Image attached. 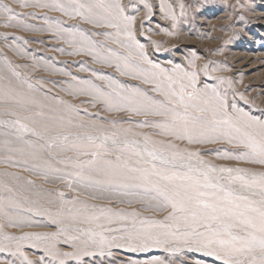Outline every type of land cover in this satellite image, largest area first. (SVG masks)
<instances>
[{"label": "rangeland", "instance_id": "374dc122", "mask_svg": "<svg viewBox=\"0 0 264 264\" xmlns=\"http://www.w3.org/2000/svg\"><path fill=\"white\" fill-rule=\"evenodd\" d=\"M101 3L112 7H94ZM117 63L153 83L121 75ZM152 65L185 85L184 73L196 74L204 115L229 121L206 133L215 143H189L143 126L164 118L109 111L92 91L108 90L112 80L162 98L153 89L160 82L167 90V76L153 77L159 70ZM173 87L179 91L180 84ZM262 126L264 0H0V264H224L184 242L191 216L131 178L139 173L113 179L99 169L117 156L150 168L151 157L135 155L147 135L156 142L148 148L165 158L198 152L217 168H243L258 178L264 164L245 155L241 142L264 143ZM128 128L117 144L99 147L97 137ZM146 236L159 244L144 246Z\"/></svg>", "mask_w": 264, "mask_h": 264}, {"label": "snow or ice", "instance_id": "6c2138e0", "mask_svg": "<svg viewBox=\"0 0 264 264\" xmlns=\"http://www.w3.org/2000/svg\"><path fill=\"white\" fill-rule=\"evenodd\" d=\"M80 7L83 8L85 5ZM94 7L106 9L112 6L101 3ZM115 7L120 8L119 5ZM91 9L92 6H89V11ZM133 23V20H128L129 30L126 36L130 42L129 47L135 43L134 34L131 31ZM108 26L118 27L115 24ZM96 55L101 62L111 66L109 59L100 57L99 53ZM141 58L145 63H151L142 52ZM115 67L121 75H132L133 79L143 78L144 83H153V79L142 76V73H138L136 68L130 67L127 63L123 65V69L120 63H117ZM152 69L159 70L158 73H152L153 77L167 76L169 85L167 90L161 86L160 82H157L153 89L154 92L160 93L162 98H153L138 87L125 88L112 80L106 85L108 90H105V86H92V91L98 99L103 101L109 111L164 118L162 122L151 124L145 119L142 122L143 126L160 128L177 139H187L189 143H215L214 139L204 138L206 133L215 131V125L229 123V121L208 120L204 115L207 108L196 103L200 99L198 90L195 88L196 74L189 75L185 72L184 76L189 81V84L185 85L182 81L174 80L172 76L167 75V70L159 68L158 65H152ZM178 71L180 70L173 69V72ZM176 83L180 84L179 91L173 87ZM188 87L192 88L191 92L186 90ZM227 106V102L221 99L220 107L227 108ZM119 132L127 134L131 133L132 129H120L118 132L114 131L111 136L97 137L96 139L101 140L99 147L103 148L108 140L117 144ZM231 142L229 139V143ZM140 143V141L131 142L134 146ZM155 143L149 136L144 135V146L135 152L138 158H142L144 153L151 157L150 168L130 167L127 161H122L121 157L117 156L115 162L105 161L107 167L99 170L113 179L125 174L139 173L131 178L139 180L144 186L151 187L158 196L168 201L174 211L188 212L192 220V231L184 234L185 243L191 240L198 250L215 256L224 264H264V174L257 178L254 173L247 175L243 168H217L200 158V153L187 150L172 152L170 158H165L157 154L158 150L148 148L149 144ZM241 143L249 149L245 155L251 156L253 162L264 164V143L259 145L255 142L242 141ZM168 147L176 148V145L169 144ZM92 155L99 157L100 153L96 152ZM156 160H160V167H157ZM178 160L183 163L177 165ZM193 160L196 161L195 164ZM89 163L95 165L96 160L93 159ZM177 168L181 170H176ZM257 196L259 199H256ZM143 239L144 246H147L149 242L154 244L160 242L154 237L146 236ZM64 255L71 254L64 253Z\"/></svg>", "mask_w": 264, "mask_h": 264}]
</instances>
